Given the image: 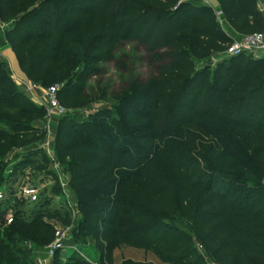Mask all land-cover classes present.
I'll return each mask as SVG.
<instances>
[{
	"label": "trees",
	"instance_id": "trees-1",
	"mask_svg": "<svg viewBox=\"0 0 264 264\" xmlns=\"http://www.w3.org/2000/svg\"><path fill=\"white\" fill-rule=\"evenodd\" d=\"M36 1L32 10L14 17L4 35L28 78L40 77L45 87L63 85L59 99H80L83 78L71 84L74 69L87 62L89 72L96 71L122 41L136 40L157 63L152 76L134 81L118 101L124 129L107 107L96 108L82 122L63 118L56 128V158L70 175L77 207L94 237L115 234L120 189L147 188L143 207L159 214L178 206L196 240L219 261L264 264V56L241 53L212 69L194 63V57L232 42L216 10L241 34L264 31L261 0H217L218 8L204 0ZM18 3L6 2L15 9ZM26 105L25 100L23 111L29 112ZM188 127L213 142L195 149L183 137ZM241 133L260 141L248 147L238 137ZM16 138L0 129V142ZM164 145L201 155L207 167L201 181L190 182ZM2 208L0 203V213ZM152 226L151 234L137 242L139 247L151 249L164 263L202 264L188 233L165 230L160 220ZM5 228L0 229V264L12 262L27 239H53L47 224H18L7 237L18 245H7ZM64 264L88 263L73 258Z\"/></svg>",
	"mask_w": 264,
	"mask_h": 264
},
{
	"label": "rangeland",
	"instance_id": "rangeland-1",
	"mask_svg": "<svg viewBox=\"0 0 264 264\" xmlns=\"http://www.w3.org/2000/svg\"><path fill=\"white\" fill-rule=\"evenodd\" d=\"M6 2L0 0V31L4 33L6 27L12 24L14 17L32 10L38 3L36 0H19L15 9ZM204 2L208 3L207 0ZM3 11L6 15L2 14ZM244 34L248 33L235 34L234 39ZM234 39L232 38V41ZM231 43L220 51L194 57L196 68L209 66L212 69L217 62L225 59L226 50ZM11 46L5 36H0V52ZM50 65L54 63L48 64ZM156 65L153 55L142 44L134 39L122 41L113 57L100 63L96 71L89 72L87 62L77 65L71 84L79 77L83 78L82 97L70 102L59 99L66 112L50 118L42 96V89L45 86L41 84L40 77L29 78V83L25 84L14 76L7 59L0 53V129L17 135L16 139H4L0 142V186L6 182L8 186L17 189L23 183L37 180L43 174L50 177L51 164L41 148L46 135L44 126L48 120L51 121L50 132L54 138L60 120L70 117L82 122L95 110L93 104L97 103L99 107L112 109L116 124L124 129L122 112L117 106L118 101L132 89L134 81H144L152 76ZM25 100L26 106L30 108L29 112L23 111ZM183 137L197 150H203L213 142L211 137L192 127L183 129ZM238 137L251 148L260 141L249 133H241ZM164 151L182 166L184 175L190 182L201 181L207 169L201 155L173 145H164ZM62 167L63 171L67 172L65 166ZM67 174L69 177L67 188L71 194L69 200H66L59 180L55 177L53 183L50 182L42 188L35 203L20 202L19 207L14 205L15 222L3 231L5 244L18 245L16 240L7 241L8 232L14 230L18 224L24 226L42 223L49 226L53 238L56 230L66 232L63 248L57 250L49 264H64L73 258L88 264H100L108 258H111L112 264L129 262L174 264L161 262L151 249L137 245L138 241L145 240L151 234L152 222L160 220L165 230H183L192 237L193 254L201 258L202 264H225L213 255L211 249L203 248L199 244L190 220L182 215L178 206L174 211H163L159 214L150 213L148 208H144L142 204L148 199L147 188L120 189L118 195L121 207L115 219V234L105 239H96L93 235L94 229L88 226L82 212L75 206L77 204L70 187V175L68 172ZM2 204L3 210L4 203ZM148 215L150 217L147 218ZM49 243L27 239L21 243L22 252L17 254L12 262L5 261L4 264H37V258L42 256L43 249ZM8 257L7 254L6 259Z\"/></svg>",
	"mask_w": 264,
	"mask_h": 264
},
{
	"label": "built area",
	"instance_id": "built-area-1",
	"mask_svg": "<svg viewBox=\"0 0 264 264\" xmlns=\"http://www.w3.org/2000/svg\"><path fill=\"white\" fill-rule=\"evenodd\" d=\"M258 7L261 12H264V3H259ZM216 15L220 24L223 25L225 21L222 17V12L216 10ZM241 53H248L257 57L264 56V31L244 34L239 38L234 39L226 50L225 59ZM62 86V84L54 83L42 89V96L44 98L48 117L50 118L53 116H61L66 112L64 105L59 101V92L61 91ZM51 126V121L48 120L44 126L46 135L41 143V148L51 164L50 168L52 169V173L49 174L50 177H48L47 174H43L37 180H29L27 183L25 182L18 186L17 189L13 186H11L13 187L11 188L7 184L0 186V203H4L5 205L0 213V229L7 227L13 222V207L15 202H36L42 188L50 182L53 183L55 177L59 180V184L64 192L66 200L70 199L71 194L67 188L69 177L67 172L63 171L61 163L56 158L53 146V136L50 132ZM65 239L66 232L63 230H56L54 238L43 249V254L37 258L36 263L49 264L57 250L63 248Z\"/></svg>",
	"mask_w": 264,
	"mask_h": 264
},
{
	"label": "water",
	"instance_id": "water-1",
	"mask_svg": "<svg viewBox=\"0 0 264 264\" xmlns=\"http://www.w3.org/2000/svg\"><path fill=\"white\" fill-rule=\"evenodd\" d=\"M208 3L211 5L212 8H218L219 3L217 0H208ZM1 55L7 59L11 71L14 74V76L21 80L22 82H24L25 84L29 83V78L27 76V74L23 71L21 64L19 62V59L16 55V53L14 52V50L11 47H7L3 50H1ZM99 107V104L94 103L93 104V108L96 109Z\"/></svg>",
	"mask_w": 264,
	"mask_h": 264
},
{
	"label": "crops",
	"instance_id": "crops-1",
	"mask_svg": "<svg viewBox=\"0 0 264 264\" xmlns=\"http://www.w3.org/2000/svg\"><path fill=\"white\" fill-rule=\"evenodd\" d=\"M260 3H264V0H261L260 1ZM223 29H224V31H225V33L227 34V35H229L231 38H235V34L237 35L239 32H237L232 26H231V24H229V23H227V22H224L223 23ZM0 36H5L4 35V31H0Z\"/></svg>",
	"mask_w": 264,
	"mask_h": 264
}]
</instances>
